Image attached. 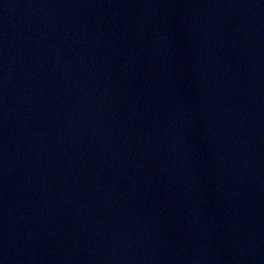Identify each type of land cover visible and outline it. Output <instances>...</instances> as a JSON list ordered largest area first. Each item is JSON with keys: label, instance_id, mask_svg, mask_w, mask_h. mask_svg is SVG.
Instances as JSON below:
<instances>
[{"label": "water", "instance_id": "obj_1", "mask_svg": "<svg viewBox=\"0 0 264 264\" xmlns=\"http://www.w3.org/2000/svg\"><path fill=\"white\" fill-rule=\"evenodd\" d=\"M0 264H264V0H0Z\"/></svg>", "mask_w": 264, "mask_h": 264}]
</instances>
